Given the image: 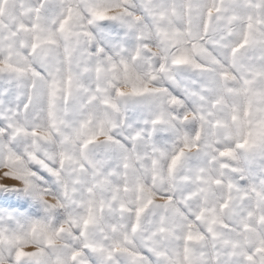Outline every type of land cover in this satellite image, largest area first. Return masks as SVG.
I'll list each match as a JSON object with an SVG mask.
<instances>
[{"label":"snow or ice","instance_id":"obj_1","mask_svg":"<svg viewBox=\"0 0 264 264\" xmlns=\"http://www.w3.org/2000/svg\"><path fill=\"white\" fill-rule=\"evenodd\" d=\"M0 264H264V0H0Z\"/></svg>","mask_w":264,"mask_h":264}]
</instances>
